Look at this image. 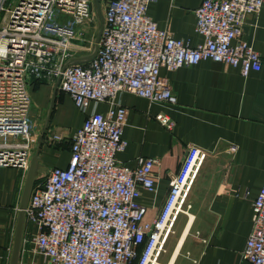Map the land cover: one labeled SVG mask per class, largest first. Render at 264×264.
I'll use <instances>...</instances> for the list:
<instances>
[{"label":"built area","instance_id":"2783aa9c","mask_svg":"<svg viewBox=\"0 0 264 264\" xmlns=\"http://www.w3.org/2000/svg\"><path fill=\"white\" fill-rule=\"evenodd\" d=\"M152 1L102 4L95 55L62 68L66 59L90 51L96 28L91 0H0V172L27 169L36 142V121L29 115L33 81L52 84L58 78L56 89L84 114L70 135L66 165L47 170L23 209L34 229L29 251L41 264H158L208 154L188 145L161 210L146 219L139 197L157 190L156 161L140 156L129 168L117 159L127 145L122 137L127 109L119 95L173 105L162 68L174 71L209 59L237 68L242 77L261 69L259 53L242 33L246 17L258 13L264 0H202L194 11L195 31L202 37L195 46L158 28L147 14ZM98 103L106 110L96 111ZM155 118L172 128L167 115ZM48 135L43 139L49 142L62 139L60 133ZM241 258L264 264V181L252 202Z\"/></svg>","mask_w":264,"mask_h":264},{"label":"crops","instance_id":"0c3cea01","mask_svg":"<svg viewBox=\"0 0 264 264\" xmlns=\"http://www.w3.org/2000/svg\"><path fill=\"white\" fill-rule=\"evenodd\" d=\"M201 2L153 0L147 14L158 28L195 46L202 41L195 31L194 15ZM242 38L262 61L261 69L247 77L237 68L208 59L174 71L160 70L176 98L173 105L150 103L129 92L119 95L127 109L122 134L127 145L117 159L129 168L136 166L140 156L156 161L157 190L142 191L139 197L148 210L146 219L156 218L161 210L188 145L208 154L191 187L189 211L176 218L179 235L163 264H251L241 258V252L251 231L252 202L264 181V5L246 17ZM28 92L29 115L39 124L38 135L51 100L45 131L62 135L58 142L42 136L36 170L46 173L52 167H64L70 135L80 127L84 114L65 93L54 89V83L33 81ZM94 108L103 112L107 105L98 103ZM158 114L170 118L171 129L158 123ZM23 178L16 168L1 169L0 264H8ZM33 230L24 220L17 264L42 263L38 254L29 251L27 238Z\"/></svg>","mask_w":264,"mask_h":264},{"label":"water","instance_id":"95a60500","mask_svg":"<svg viewBox=\"0 0 264 264\" xmlns=\"http://www.w3.org/2000/svg\"><path fill=\"white\" fill-rule=\"evenodd\" d=\"M91 2H92L93 14L95 17L96 28H95L94 36L92 39L90 51H89V53H87L85 55L74 56V57H70V58L66 59L63 62L62 68H64L65 66H67L69 64L86 62V61L90 60L96 53L97 42H98L100 32H101V28H102V16H101L99 0H91ZM57 82H58V78H56V80L54 82V89H56ZM51 103H52V100L50 101L49 107H48L47 112H46L44 124L40 130L38 137H37V140H36L35 146H34V150L32 152L30 159H29L27 169L24 173L23 183H22V187H21L20 195H19V199H18L17 214H16V219H15V224H14V231H13V237H12V242H11V249H10L8 264H17L18 255H19V251H20V244H21L22 227H23V222H24L23 209L26 205L32 184L35 180V173H36V169H37L38 149L40 146L42 136L44 135L45 130H46L47 120H48L50 109H51Z\"/></svg>","mask_w":264,"mask_h":264},{"label":"rangeland","instance_id":"374dc122","mask_svg":"<svg viewBox=\"0 0 264 264\" xmlns=\"http://www.w3.org/2000/svg\"><path fill=\"white\" fill-rule=\"evenodd\" d=\"M101 6H102V4L100 3V10H101ZM82 51H84V50H82ZM35 123H36L35 134H36V137H37L38 132H39V124L37 123V121ZM45 133H46V136H47L46 139H48V136H49L48 134L49 133L46 132V131H45ZM44 177H45V173H43L41 171V169L36 170V173H35V181L36 182H41L44 179ZM190 192H191V190L189 191V194H188L187 199H186V203L184 205V209H187L188 211H189V207H190V197H191V195H190L191 193ZM179 226H180V223L176 224V221H175V223H174V225L172 227V231L170 232L169 237H168L167 241L164 244V251L161 252V254H160V256H159V258L157 260L158 264L165 263L166 259L170 255V252H171L174 244L176 243V240H177L178 235H179L178 234V227Z\"/></svg>","mask_w":264,"mask_h":264},{"label":"bare ground","instance_id":"6f19581e","mask_svg":"<svg viewBox=\"0 0 264 264\" xmlns=\"http://www.w3.org/2000/svg\"><path fill=\"white\" fill-rule=\"evenodd\" d=\"M182 213H188V210L187 209H184V205L180 207Z\"/></svg>","mask_w":264,"mask_h":264},{"label":"trees","instance_id":"16d2710c","mask_svg":"<svg viewBox=\"0 0 264 264\" xmlns=\"http://www.w3.org/2000/svg\"><path fill=\"white\" fill-rule=\"evenodd\" d=\"M35 183H36V181L34 180V182H33L32 186H34V185H35Z\"/></svg>","mask_w":264,"mask_h":264}]
</instances>
